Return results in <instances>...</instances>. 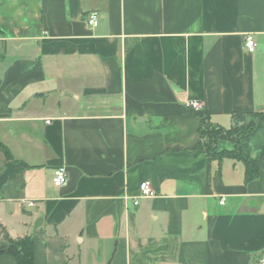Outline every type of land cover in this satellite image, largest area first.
<instances>
[{"label": "crops", "instance_id": "1", "mask_svg": "<svg viewBox=\"0 0 264 264\" xmlns=\"http://www.w3.org/2000/svg\"><path fill=\"white\" fill-rule=\"evenodd\" d=\"M190 99L256 123L255 179L197 147ZM0 142V224L43 235L35 264H261L264 0H0Z\"/></svg>", "mask_w": 264, "mask_h": 264}, {"label": "trees", "instance_id": "2", "mask_svg": "<svg viewBox=\"0 0 264 264\" xmlns=\"http://www.w3.org/2000/svg\"><path fill=\"white\" fill-rule=\"evenodd\" d=\"M199 142L197 147L204 149L210 159L221 161L228 157L243 162L245 166V181L255 179L260 172V161L251 162L246 149L247 136L255 129L256 123H246V114L232 113V125L228 128L214 123L208 112H200ZM220 140H229L234 144L233 150L218 151ZM2 151L9 156L7 148L0 142ZM43 234V233H41ZM43 238L38 233L12 237L7 229L0 224V240L6 244L0 245V254H8L15 258L16 264H35V241Z\"/></svg>", "mask_w": 264, "mask_h": 264}, {"label": "built area", "instance_id": "3", "mask_svg": "<svg viewBox=\"0 0 264 264\" xmlns=\"http://www.w3.org/2000/svg\"><path fill=\"white\" fill-rule=\"evenodd\" d=\"M86 20L90 25L95 27L99 24L100 13L97 11H91L86 16ZM244 46L249 52H254L256 50L257 41L253 34L245 35ZM186 105L190 110H193L195 112H200L202 109V103L197 99L188 100ZM52 180L55 186L62 187L66 185L68 182L67 169L63 166L55 168L53 172ZM140 189H141V193L139 195V198L152 197L155 195V190L149 181H143L140 185ZM138 202H139L138 199H135L134 203L138 204ZM223 202L224 200L221 201V203ZM28 205L33 206L35 205V202L31 200L28 202ZM259 262L261 264H264V256L259 259Z\"/></svg>", "mask_w": 264, "mask_h": 264}, {"label": "water", "instance_id": "4", "mask_svg": "<svg viewBox=\"0 0 264 264\" xmlns=\"http://www.w3.org/2000/svg\"><path fill=\"white\" fill-rule=\"evenodd\" d=\"M41 221H42V219L39 218V219L37 220V222L35 223V227H38V226L41 224Z\"/></svg>", "mask_w": 264, "mask_h": 264}]
</instances>
